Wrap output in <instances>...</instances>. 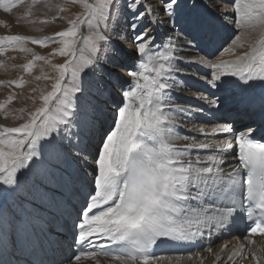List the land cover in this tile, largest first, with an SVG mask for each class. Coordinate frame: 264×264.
Returning a JSON list of instances; mask_svg holds the SVG:
<instances>
[{
  "label": "snow or ice",
  "instance_id": "obj_1",
  "mask_svg": "<svg viewBox=\"0 0 264 264\" xmlns=\"http://www.w3.org/2000/svg\"><path fill=\"white\" fill-rule=\"evenodd\" d=\"M71 2L82 11L51 38L0 36V54L55 42L52 55L66 58L52 64L33 53L23 71L31 73L36 61L50 64L58 75L43 78L54 79L52 90L26 122L0 125V264H22L25 241L43 247L69 221L77 250L68 264H99L100 255L116 264H159L166 258L154 254L156 246L196 243L238 219L248 222L247 245L226 260L224 245L216 264H264V0H232L233 13L219 19L241 31L227 46L199 5L186 11L185 0ZM22 4L0 0V10L12 13ZM161 28L174 34L167 42H159ZM197 48H215L220 57L192 56ZM124 57L137 61L127 81ZM191 64L209 71L193 96L198 106L186 107L172 92L188 90L177 74ZM9 84L23 88L25 81ZM15 98L9 95L0 110ZM205 109L218 122L208 121L210 128L193 122L192 134H181L180 118L201 119Z\"/></svg>",
  "mask_w": 264,
  "mask_h": 264
},
{
  "label": "rangeland",
  "instance_id": "obj_2",
  "mask_svg": "<svg viewBox=\"0 0 264 264\" xmlns=\"http://www.w3.org/2000/svg\"><path fill=\"white\" fill-rule=\"evenodd\" d=\"M194 1L195 0H185L186 11L191 9V6L195 3ZM31 2V0H24V4L15 9L12 13L4 14V12L0 10V36L19 34L31 36L34 38H51L55 33L64 30L69 26L68 19L74 18L75 15L79 14L82 11V9L73 4L71 0H38V4L32 6L33 15L31 17H26L28 6L32 5ZM208 3L210 4H208L207 7H205V5L201 7V11L206 15H210L212 17L213 23L219 32V36L221 37L220 43H223L225 44V46H227L225 42L230 43L231 38H234V35H239L241 31L231 26H225L219 19V17L224 12H227L229 14L233 13V2L232 0H226V2L225 0H208ZM214 3V9L217 12V17H215L216 15L209 9V6H214ZM217 3H221L220 5H222V7L218 8L216 5ZM55 5L63 6L65 11L58 12ZM53 16H56L58 18L53 20ZM28 18L32 20L47 19L51 22L48 24L36 23L32 25L31 23H29L28 25ZM25 20L27 22H24ZM25 30L28 31L26 32ZM178 30L180 33V29ZM82 33L84 35L88 34L86 27L82 29ZM27 47L30 48L32 52L23 53L18 50L13 51L10 49L8 52L0 54V62H2L4 65L3 67H0V81L3 82L0 83V104L5 103L9 95H15L16 97L11 104H8L6 106L5 109L0 110V119L2 117L3 120L5 119L6 121H8L10 123V126H18L19 124L26 122L28 113L34 112L37 108L42 106L43 101L40 99V97L42 94H47V92L52 90V84L54 82V79H44L43 76L46 74L49 77L55 78L58 75V73L52 69L51 65L47 64L45 61H36V67L31 73L24 72L23 65L33 59V53L47 57L51 60L52 64H62L66 59L65 57H60L59 55H52L54 50L59 47V44L55 42L50 43L47 47H41L39 45L28 43ZM201 47H203V45ZM217 47H219V45H217ZM208 51H211L213 53V56L210 57L211 59H217L220 57V53L217 52L215 48H205L204 51H201L199 48L192 49L191 54L192 56H199L205 54V52ZM244 51H247V46H245V48L238 49L236 54L239 55ZM233 57L234 56L232 54L223 55V58L225 60H231V58L234 59ZM199 66L198 64L183 65V67L187 71H190V74H187L188 77L190 76L189 79L198 82V84H202L203 81L199 79V77L207 73L209 70L200 66L205 71L202 72ZM126 69H130V67ZM36 76H41L42 78L37 81L35 79ZM3 77H6L7 79L4 80ZM21 77L25 81L23 88H15L14 86H11L9 84L10 81L19 80ZM201 88H203V84L200 85V87L191 88V94H198L197 89ZM33 89H35L36 91H33ZM204 94H208L206 89L204 90ZM196 106H198V104H196ZM204 114L205 115L202 116H204L205 118L198 119L195 122L196 124H206L210 128L213 125L209 124L208 121H213V123L218 121V118L216 119V117L211 112H205ZM55 230L60 233L65 229L61 228ZM71 241L72 242L66 246V253L68 257L72 256L73 253V251H71L73 239ZM48 256L51 260L49 261V264H60V257L57 254L51 253Z\"/></svg>",
  "mask_w": 264,
  "mask_h": 264
},
{
  "label": "bare ground",
  "instance_id": "obj_3",
  "mask_svg": "<svg viewBox=\"0 0 264 264\" xmlns=\"http://www.w3.org/2000/svg\"><path fill=\"white\" fill-rule=\"evenodd\" d=\"M194 2H195L194 4L199 5V8L196 9L198 11H201V7L203 5H205V3L207 5L210 4V3H208V0H195ZM220 4L221 3H217L216 5H220ZM213 5L214 6H209V9L216 15L215 17H217V12L214 9L215 3ZM207 16L210 19V21L213 22L212 17L210 15H207ZM26 20L24 22L28 21V20L27 21ZM29 20H32V19H29ZM36 21H40V20L37 19ZM7 22H8V20H7ZM28 25H29V23H28ZM26 27H27V25H26ZM180 28H181V25L178 23L176 25V29H177L176 34H179L178 29H180ZM158 32H159V42H167L168 36L174 35L172 33L165 35L163 28L159 29ZM42 37H43V35H42ZM251 38L254 39L255 34ZM177 44H179V42H177ZM126 47L129 50H131V45H127ZM123 59H124L125 63L128 65L127 68L130 67V69L124 68V69L120 70L121 75L124 77V80L127 81V80L131 79L130 77L127 76V72L129 70H132L135 68V64L137 63V61L135 59H131V58H127V57H124ZM226 60H228V59H226ZM199 68L201 69L202 72H205L204 69L201 68L200 66H199ZM189 72L190 71H187L185 69V73L190 74ZM185 73L177 74V79H179L188 90L174 89L172 92L173 98H174L176 103H179L183 106H186V107L196 106V104H198V102L195 99H193L194 94H191L192 91L190 89L193 87H195V88L200 87V85H202L203 83L198 84V82L192 81V79H189L190 76L188 77V75ZM193 77H194V75H193ZM3 78H4V80L7 79L6 77H3ZM196 80H197V78H196ZM205 112H208L207 109H205ZM203 115H205V114H203ZM202 118H205V117L202 116ZM216 119H217V117H216ZM197 120L198 119H195L194 121H190L187 117L180 118L179 123L184 126L182 129H180L181 134H192L188 130L191 129L192 123L193 122L195 123ZM216 122H218V121H216ZM219 122H223V121H219ZM0 125L10 126V123L8 121H6L5 119L3 120V118L1 117ZM197 125H198V123H197ZM93 151H95V150L93 149ZM73 166L77 167L76 165H73ZM88 171H89V173H91V168H89ZM91 179H92V176L89 175L88 180H91ZM84 191L85 192L88 191L87 186H85ZM78 199L79 198H77V197H73V202L76 203L78 201ZM10 203H11V201H10ZM24 206L27 207V204L25 203ZM72 219L73 220L75 219V212H73ZM70 228H71V221H69V225L67 227H64L65 230L63 232L59 233L56 230H54L52 235L50 236V239L44 241L43 247H41V245L39 243L30 244V243L25 241L23 243L24 251L22 253H18V257L22 261V264H49V261H51V260H50V257L48 255L51 253H55L60 257V264H68V261H67L68 255L66 253V251H67L66 246L71 243V240L73 238L72 233L70 231ZM19 236H22V233H19L18 237ZM244 237H245V224H244V221H240L238 219L235 225H232L230 223L228 225H225L221 229H214L211 237H208L207 233H206L205 239L198 241L196 243H184V244L165 243V244H160L153 249V252L156 256L166 258V259L159 261V264H201V260H202V264H216L215 259H214L215 253L220 252L224 245H228L229 247L222 252V257L224 258V260H226V257L233 251L234 248L238 247L241 244L247 245V241L245 240ZM255 239H257L259 241V237H255ZM209 246L212 247L213 253L207 252V247H209ZM189 257H192V259H189ZM245 258H246V260L251 259L250 257H247L246 253H245ZM97 259L99 260V264H116V262L112 261L108 257H104L103 255L98 256ZM83 264H96V262L94 260H84Z\"/></svg>",
  "mask_w": 264,
  "mask_h": 264
},
{
  "label": "trees",
  "instance_id": "obj_4",
  "mask_svg": "<svg viewBox=\"0 0 264 264\" xmlns=\"http://www.w3.org/2000/svg\"><path fill=\"white\" fill-rule=\"evenodd\" d=\"M73 250V248H71V251Z\"/></svg>",
  "mask_w": 264,
  "mask_h": 264
}]
</instances>
